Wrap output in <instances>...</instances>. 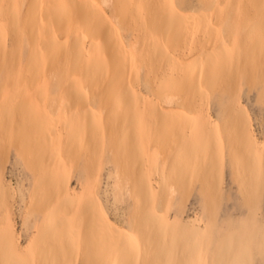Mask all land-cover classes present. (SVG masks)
<instances>
[{
  "label": "rangeland",
  "instance_id": "1",
  "mask_svg": "<svg viewBox=\"0 0 264 264\" xmlns=\"http://www.w3.org/2000/svg\"><path fill=\"white\" fill-rule=\"evenodd\" d=\"M250 16H245V23ZM207 23L210 29L215 25L214 20ZM256 40L242 32L226 43L231 53L226 49L229 58L218 64L216 73L202 77V65L190 72V78L204 79L191 97L195 95L199 109L213 115L212 124L174 118L175 124L169 123L175 130L164 125V130L169 129L165 133L162 128L161 134L147 133L146 124L139 126L127 139L136 146L120 155L110 148L89 152L79 141L80 146L62 161L76 201L65 205L69 208L62 212L64 216L54 213L51 222H45L44 209L54 196L46 189L55 190L53 185L62 177L56 178L53 165H48L45 177L34 170L37 159L23 147L27 133L21 128L22 108L4 105L0 110V183L7 200L0 197V264H264V57ZM109 43L118 46L116 40ZM5 55L0 52V64ZM183 61L187 68L201 63L191 52ZM167 70L156 80L170 81ZM142 82H148L145 75ZM1 93L0 88V97ZM0 102L2 109V97ZM144 105L139 102V107ZM47 106L39 107L47 110ZM4 107L15 109L11 111L14 123L9 121L10 109L6 113ZM39 109L28 106L32 117ZM244 129L253 132L254 141L246 138ZM88 181L96 188L91 186L87 193ZM147 183L156 191L148 192ZM37 200L46 203L42 209L36 208ZM144 209L159 214L144 219ZM102 214L110 217L118 231H105ZM8 217L21 243L17 250L1 239V225Z\"/></svg>",
  "mask_w": 264,
  "mask_h": 264
},
{
  "label": "bare ground",
  "instance_id": "2",
  "mask_svg": "<svg viewBox=\"0 0 264 264\" xmlns=\"http://www.w3.org/2000/svg\"><path fill=\"white\" fill-rule=\"evenodd\" d=\"M247 15L251 16L245 23ZM213 20L215 25L210 29L207 22ZM1 29L4 32L0 35V52L7 56L0 64V70L4 69L0 88L7 105L2 102L0 110L3 111L4 105L22 108L18 109L25 115L21 128L27 133L23 147L29 148L37 159L34 170L45 177L53 165L54 172L58 171L56 178L62 177L58 183L66 181L64 185L59 183L61 186L56 181L53 193L46 189L54 196L52 201L47 199L46 222L57 211L63 215L69 208L65 205L76 201L69 179L63 173L62 161L67 153L80 146L79 141L87 144L83 142L90 148L86 149L89 152L100 153L110 148L120 155L134 148L135 142L128 140L139 126L144 128L146 124L147 133L161 134L163 126L173 123L174 118L204 119L212 124L213 115L199 109L195 95L191 97L197 86H203L204 79L200 76L195 79V75L191 79L190 72L198 71L202 65L199 75L205 73L204 78L216 73L218 64L231 53L226 43L242 32L246 38L257 39L262 44L264 57V0H0ZM110 40H116L118 46L112 47ZM187 52L194 53L196 60H201L200 65L197 61L191 68L185 67L183 56ZM165 69L171 80H156ZM144 75L147 83L142 82ZM205 80V84L209 83L208 78ZM188 92L191 98H186ZM139 102L145 105L139 107ZM42 103L44 107L48 104L47 110L39 107ZM28 106L40 108V113L32 117ZM9 109L4 112L10 111L9 121L14 123L15 112L11 111L15 109ZM173 124L170 130H175ZM167 129L163 128L164 132ZM179 129L176 127L184 136ZM171 131L170 135L178 134ZM246 131L243 130L246 138L253 140V132ZM147 185L148 192L155 190L152 183ZM91 186L85 192H90ZM43 192L40 194H46ZM89 194L90 197L94 193ZM0 197L6 202L3 183H0ZM150 198L149 203L153 200ZM40 201H35L37 209L46 204L43 201V206ZM158 214L141 210L144 219ZM102 215L105 231H118L110 217ZM1 226L4 243L11 249H19L21 243L11 218Z\"/></svg>",
  "mask_w": 264,
  "mask_h": 264
}]
</instances>
